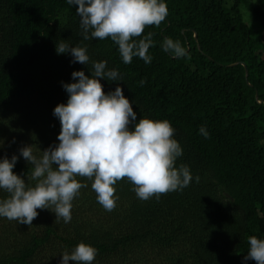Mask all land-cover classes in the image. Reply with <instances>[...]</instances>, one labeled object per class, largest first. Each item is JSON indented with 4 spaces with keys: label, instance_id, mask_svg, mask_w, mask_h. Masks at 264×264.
Here are the masks:
<instances>
[{
    "label": "trees",
    "instance_id": "16d2710c",
    "mask_svg": "<svg viewBox=\"0 0 264 264\" xmlns=\"http://www.w3.org/2000/svg\"><path fill=\"white\" fill-rule=\"evenodd\" d=\"M164 2L165 21L143 34L152 33V62L134 56L125 64L110 38L83 39L78 6L67 0H0V159L18 156L15 174L35 185L19 150L33 146L40 157L59 143L53 112L67 104L63 84L77 82L74 71L91 77L92 62L107 61L121 79H101L105 93L122 87L137 122L169 121L183 149L176 167L193 176L188 187L147 201L127 179L118 181L111 212L92 182L77 177L88 186L72 202L70 223H55L47 209H37L32 226L0 217V264H61L81 242L97 250L93 264H255L244 256L249 236L264 239V0L250 1L257 32L243 21L244 0ZM165 38L187 55L165 52ZM61 40L86 47L89 65L57 54Z\"/></svg>",
    "mask_w": 264,
    "mask_h": 264
},
{
    "label": "clouds",
    "instance_id": "9594fccd",
    "mask_svg": "<svg viewBox=\"0 0 264 264\" xmlns=\"http://www.w3.org/2000/svg\"><path fill=\"white\" fill-rule=\"evenodd\" d=\"M78 6L80 28L84 40L110 38L118 45L125 64L139 57L146 64L152 62L148 55L153 47L152 33L143 36L145 29L165 21L169 14L164 0H67ZM143 36L142 39H135ZM162 49L175 58L187 55L179 41L165 38ZM57 54H70L72 63L89 65L86 47L70 46L64 40L57 43ZM91 77L84 71H74L72 79L77 82L63 84L68 93L67 104L55 107L53 115L59 119L61 131L59 143L42 151L37 157L33 146L20 151L31 165L26 183L13 169L19 157L0 159V190L8 198L0 200V217L32 226L37 209L51 210L57 217L70 223L72 202L79 195L82 184L77 177L91 181L97 202L106 210L116 207L118 181L127 179L134 187L136 196L144 201L188 187L193 180L188 166L176 167L183 149L174 139L175 129L167 120L139 119L132 103L125 97L123 88L105 93L100 82L121 79L115 69H108L107 61L92 62ZM146 79L139 81L144 85ZM132 126V127H130ZM134 129V130H133ZM199 134L210 138L205 126ZM14 142V141H13ZM199 182L200 177H195ZM248 253L244 261L264 264V239L247 238ZM97 250L83 242L71 253H62L61 264H93Z\"/></svg>",
    "mask_w": 264,
    "mask_h": 264
},
{
    "label": "rangeland",
    "instance_id": "374dc122",
    "mask_svg": "<svg viewBox=\"0 0 264 264\" xmlns=\"http://www.w3.org/2000/svg\"><path fill=\"white\" fill-rule=\"evenodd\" d=\"M228 2H231L232 0H226ZM253 0H244V3L241 4V11H242V14H243V21L245 23H247L250 28L252 29L253 26H256L255 28H253L252 30L257 32L259 31V27L257 26V24L255 23L253 17H252V14H251V9H252V3L250 2ZM264 34V33H263Z\"/></svg>",
    "mask_w": 264,
    "mask_h": 264
}]
</instances>
